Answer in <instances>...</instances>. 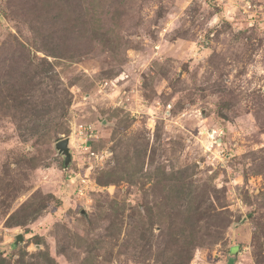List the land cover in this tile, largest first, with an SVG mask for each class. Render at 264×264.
Returning a JSON list of instances; mask_svg holds the SVG:
<instances>
[{
  "label": "rangeland",
  "instance_id": "374dc122",
  "mask_svg": "<svg viewBox=\"0 0 264 264\" xmlns=\"http://www.w3.org/2000/svg\"><path fill=\"white\" fill-rule=\"evenodd\" d=\"M250 2L0 0V264H264Z\"/></svg>",
  "mask_w": 264,
  "mask_h": 264
},
{
  "label": "built area",
  "instance_id": "2783aa9c",
  "mask_svg": "<svg viewBox=\"0 0 264 264\" xmlns=\"http://www.w3.org/2000/svg\"><path fill=\"white\" fill-rule=\"evenodd\" d=\"M197 1L202 2V3L211 4V5H214L216 7H220L225 2V0H197ZM231 1L232 0H227L228 3H230ZM243 2H244V6H243L244 9L250 8L252 6L250 0H243ZM203 132L206 135L212 137L210 145L212 146L214 144L217 147H220L219 149L217 148L216 151L218 153H220L221 155L225 156L223 148L221 147V145H222V136H223L222 129L219 128V127L215 128V129L214 128H209V129H205V131H203ZM73 133H76V135L78 136V140H81L83 144H85L93 136V130L90 127H88V126H86V125H84L82 123H79V124L74 126ZM69 139H71V137ZM70 143L71 142L69 140V144ZM83 148L85 149L87 147L83 146ZM91 155L96 156V154L94 152H91ZM77 175H78V173H70V174H68L69 181L70 182H74V180H75L74 177L77 176ZM82 181L84 182L85 180L82 179ZM77 189L79 190V192L82 190V187L80 186V183H78V188Z\"/></svg>",
  "mask_w": 264,
  "mask_h": 264
},
{
  "label": "water",
  "instance_id": "95a60500",
  "mask_svg": "<svg viewBox=\"0 0 264 264\" xmlns=\"http://www.w3.org/2000/svg\"><path fill=\"white\" fill-rule=\"evenodd\" d=\"M57 153L63 158L64 168H67L71 162V153L69 146V138H62L54 143ZM23 240L22 234L15 236L14 243H21Z\"/></svg>",
  "mask_w": 264,
  "mask_h": 264
},
{
  "label": "trees",
  "instance_id": "16d2710c",
  "mask_svg": "<svg viewBox=\"0 0 264 264\" xmlns=\"http://www.w3.org/2000/svg\"><path fill=\"white\" fill-rule=\"evenodd\" d=\"M12 246H14V245L12 244ZM189 259H190V257H189Z\"/></svg>",
  "mask_w": 264,
  "mask_h": 264
}]
</instances>
